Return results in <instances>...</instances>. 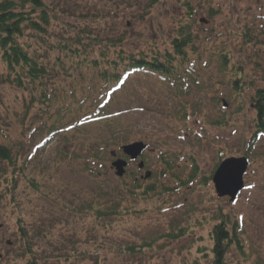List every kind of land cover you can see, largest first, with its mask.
Here are the masks:
<instances>
[{
    "label": "rangeland",
    "instance_id": "374dc122",
    "mask_svg": "<svg viewBox=\"0 0 264 264\" xmlns=\"http://www.w3.org/2000/svg\"><path fill=\"white\" fill-rule=\"evenodd\" d=\"M183 1L44 0L50 18L45 33L27 28L21 41L54 69L49 84L75 90L76 97L71 91L68 97L87 93L91 104L112 92L110 101L105 96L98 103L108 102L104 109L112 117L78 120L81 110L73 104L62 111V102L72 98L47 107L31 100L38 86L0 84V142L11 146L14 161L0 162V264H211L212 230L224 222L240 244L229 245L225 262L264 264V134L251 142L256 127L250 102L255 89L264 88V0L189 1L197 23L191 27L196 47L188 50L194 62L189 85L142 70L110 91L93 67L71 75L56 61L62 57L57 45L72 43L77 34L99 39L95 55L113 51L109 39H121L116 48L134 52L168 49L177 27L192 20ZM213 9L218 12L210 16ZM225 48L228 53L217 57ZM237 65L245 82L239 90L231 81ZM135 141L148 144L138 159L145 167L138 169L137 161L118 177L110 153L123 157L120 147ZM169 150L178 155L174 174L188 181L180 188L171 172L156 176ZM189 155L198 169L194 177ZM231 156L249 159L244 190L234 202L218 197L211 179ZM145 170L152 171L148 179ZM158 181L175 189L142 196L134 187ZM90 201L94 209L115 204L114 214L93 216L83 204ZM129 245L137 250L126 251Z\"/></svg>",
    "mask_w": 264,
    "mask_h": 264
},
{
    "label": "trees",
    "instance_id": "16d2710c",
    "mask_svg": "<svg viewBox=\"0 0 264 264\" xmlns=\"http://www.w3.org/2000/svg\"><path fill=\"white\" fill-rule=\"evenodd\" d=\"M189 1L190 0H184L183 6L187 11L186 13L188 17L190 18L192 16L191 23L183 21L177 27V34L170 39V48L168 49H163L162 51L158 49L150 53H146L143 50L134 52L126 50L123 47L116 48L117 46H120L119 43L121 39H109V41H107L108 45L111 44V46H115L113 51H111L109 47L107 50L106 48L104 49L106 51L99 52V54L95 55L93 49L98 46L97 44L99 39L85 40L82 36L77 34V37L70 38L73 40L72 43L66 41L60 42L57 45V47L61 48L62 54V57H56V61L58 60L59 62L57 64L62 68H69L72 72L69 73L71 75H74L75 73L79 74L80 72L82 73L88 70L89 67H93L96 70L93 73H97V77H102L104 87L107 89H111V86L114 85H118V87L121 88L120 84L124 83L129 76L142 70L155 72L162 77L163 80L171 81L172 84L176 86H179L180 84L189 85L188 79H191L192 76L187 73V69H192L194 63L190 59L188 50L191 49L192 51L196 47L194 40L195 32L191 27H193L194 24H197L193 18L196 11L193 3L191 5V1ZM154 2L155 1H152L150 6H152ZM214 10L215 9L210 11V16H213L216 12H218H214ZM48 14L46 5H44V0H0L1 61L4 62L7 71L4 74H0V84L13 82L19 87L24 88H29L30 85L34 88L38 86L40 87L38 95L35 96L31 93V100H38L47 107L51 106L53 100L58 99L64 101V99L68 100L69 98H72V100L68 101L67 104H63L62 102V105L65 106L62 108V111L69 110L70 106L73 104L78 111L81 110L80 114H78L79 116L81 115L78 120L81 119V117L88 122L91 120L97 122L110 120V116H104L109 114V111L104 109V106H106L108 102H106L105 105H98L103 97H107L106 94L101 93V95L97 96L94 101L89 104L91 96L87 93L82 94L80 98H74L76 96L73 88L68 90L62 83L61 86L49 84L50 79L54 77V69H52V67L50 68L48 63L45 64L42 61H39L35 56L37 51H31L28 49L29 45L26 44L25 41H21L24 35H26L27 28L38 33H45V26L48 25L50 21ZM192 33H194L193 36ZM245 41L247 40L245 39ZM225 49H222L219 53H217V57H219L222 52L228 53L227 48ZM224 56H226V54L223 53L221 57H223V62L226 63L227 61L224 59ZM185 63H187V67L181 65ZM238 65L240 64L238 63ZM237 66L235 67L239 72L237 73L238 77L233 78L231 81L235 85V88L239 90L240 86L244 85L245 82L239 78V74H243L240 67L241 65L238 66L240 68ZM235 67L233 69H235ZM80 87L82 88V86L77 88ZM69 91H71L70 94H74V97H68L67 94ZM250 98V102L253 105V111L255 113L254 123L256 129L258 130L256 133L255 129L256 135L252 138V142L257 139L258 133H264V88L260 87L255 89V94H252ZM87 103L89 108L92 104H95V106L91 111L83 112L82 106ZM1 119L2 116L0 115V120ZM1 127L2 125L0 126V132L2 133ZM11 151L10 145L0 142V162L13 164L14 161ZM92 157L100 161L105 160L103 157H99L96 152L93 153ZM177 158V153L173 151L169 150L165 152V154L162 153L161 160H163V168H161L156 176L157 178L164 177L167 173L171 172L170 174L173 176L176 184L175 187L180 188L181 186L186 185L188 181L186 182L182 180L180 176H176L173 172V169L177 166ZM190 158V169L192 172L190 177H194L197 175L198 169L194 158L192 156ZM160 182L161 181L149 183L144 187L137 183L134 187L135 189H142L139 191L142 196H148L149 193L156 194L158 189L165 192L175 189L171 186L167 187ZM83 204L86 208L88 207L93 210V216L98 217L99 219H103L106 216H112L116 209L115 204L111 206L108 205L104 208L95 207V209L93 208L94 205H92V201L84 202ZM212 232V240L214 242L212 253L214 254V258L211 264H227L225 262V254L229 245L236 242L238 246H240L239 241L227 230L225 222L216 224L213 227ZM176 236L177 235L175 234L174 237ZM135 247L136 246L129 245L126 247V251L135 252L137 250ZM27 251L30 252L29 249ZM30 264L37 263L34 261L30 262Z\"/></svg>",
    "mask_w": 264,
    "mask_h": 264
},
{
    "label": "water",
    "instance_id": "95a60500",
    "mask_svg": "<svg viewBox=\"0 0 264 264\" xmlns=\"http://www.w3.org/2000/svg\"><path fill=\"white\" fill-rule=\"evenodd\" d=\"M146 148V144L143 141H135L133 143L125 144L122 147L124 154L129 156L131 160H135ZM113 155L115 152L112 153ZM115 168V172L118 176H122L125 173V166L127 161L121 158H117L112 163ZM139 167L142 168L143 161L139 162ZM248 168V159L246 156L234 157L231 156L221 161V164L214 172L212 179L214 189L218 197L228 196L230 201L235 200V197L244 188V173ZM150 175V171H147L146 177Z\"/></svg>",
    "mask_w": 264,
    "mask_h": 264
}]
</instances>
